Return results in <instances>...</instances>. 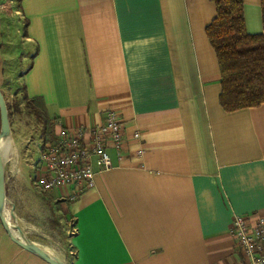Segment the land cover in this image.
I'll use <instances>...</instances> for the list:
<instances>
[{"label": "crops", "instance_id": "crops-1", "mask_svg": "<svg viewBox=\"0 0 264 264\" xmlns=\"http://www.w3.org/2000/svg\"><path fill=\"white\" fill-rule=\"evenodd\" d=\"M8 1L0 0V89L17 61L22 91L44 99L56 132L100 124L111 110L126 129L123 157L109 148L112 168L96 174L93 188L73 201L51 194L74 221L67 264L246 262L230 228L235 215L264 216V104L233 112L220 105L206 35L214 2L3 7ZM243 3L248 33H264L260 0ZM12 143L6 162L16 157ZM0 264L48 263L0 223Z\"/></svg>", "mask_w": 264, "mask_h": 264}, {"label": "built area", "instance_id": "built-area-1", "mask_svg": "<svg viewBox=\"0 0 264 264\" xmlns=\"http://www.w3.org/2000/svg\"><path fill=\"white\" fill-rule=\"evenodd\" d=\"M139 133L134 138H139ZM127 144L126 129L120 113L109 111L97 125L60 127L55 143L39 147L35 168V186L73 201L95 186L98 172L112 168L109 148L122 158ZM230 232L246 258L242 264H264V216L235 215Z\"/></svg>", "mask_w": 264, "mask_h": 264}, {"label": "rangeland", "instance_id": "rangeland-1", "mask_svg": "<svg viewBox=\"0 0 264 264\" xmlns=\"http://www.w3.org/2000/svg\"><path fill=\"white\" fill-rule=\"evenodd\" d=\"M17 1L13 0L14 6L18 5ZM10 3L11 0L7 5L3 4V7H12ZM16 43L20 46L19 39ZM15 66L17 72L13 71ZM20 68L21 64L15 61L9 69L12 74L8 76V70V77L1 85L8 106L12 139L18 142L15 141L16 146L12 143L16 157L8 160L5 165L7 196L14 204L17 221L27 236L53 255L68 261L71 258L69 237L73 232V221L62 202L52 193L49 196L43 195L35 186L34 165L38 161L45 131L42 121L26 107L20 82L16 80L17 75L14 76L20 73ZM53 193L58 195V190ZM6 208L10 211L11 205L8 204ZM11 222L14 223L12 218Z\"/></svg>", "mask_w": 264, "mask_h": 264}, {"label": "trees", "instance_id": "trees-1", "mask_svg": "<svg viewBox=\"0 0 264 264\" xmlns=\"http://www.w3.org/2000/svg\"><path fill=\"white\" fill-rule=\"evenodd\" d=\"M210 1L216 6V16L206 27V35L220 68V105L226 112L258 107L264 104V33H248L243 0ZM260 4L264 29V0ZM22 93L26 107L44 124L43 145L55 143V124L48 116L44 99L29 98L24 87Z\"/></svg>", "mask_w": 264, "mask_h": 264}, {"label": "water", "instance_id": "water-1", "mask_svg": "<svg viewBox=\"0 0 264 264\" xmlns=\"http://www.w3.org/2000/svg\"><path fill=\"white\" fill-rule=\"evenodd\" d=\"M0 120H1V129H0V223L2 228L8 235V237L18 246L25 249L26 251L36 255L41 260L45 261L48 264H67L66 260L49 253L46 249L42 248L36 242L31 240L27 234L24 232L22 227L17 221V216L15 214V206L12 202L9 201L7 196V187H6V160L3 156V146L4 143L8 140L12 142V132L10 125V117L8 106L0 89ZM11 205L10 215L14 220V223L7 221L5 213L7 205Z\"/></svg>", "mask_w": 264, "mask_h": 264}, {"label": "bare ground", "instance_id": "bare-ground-1", "mask_svg": "<svg viewBox=\"0 0 264 264\" xmlns=\"http://www.w3.org/2000/svg\"><path fill=\"white\" fill-rule=\"evenodd\" d=\"M10 143H12L11 140H8V141H6V142L4 143V146H3V150H2V152H3V156H4L5 160H7V159H6V153H7L8 146H9ZM8 160H9V159H8ZM5 216H6L7 221H9L10 223H12V222H11V218H10V217H11V215H10V211H8L7 208H6ZM47 251H48V250H47ZM48 252H49V251H48ZM49 253H51V252H49ZM51 254H52V253H51Z\"/></svg>", "mask_w": 264, "mask_h": 264}]
</instances>
